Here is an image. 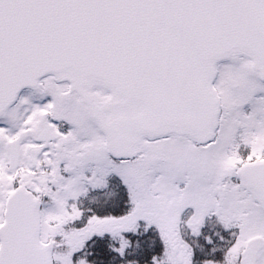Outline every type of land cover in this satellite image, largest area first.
<instances>
[{
  "label": "snow or ice",
  "instance_id": "6c2138e0",
  "mask_svg": "<svg viewBox=\"0 0 264 264\" xmlns=\"http://www.w3.org/2000/svg\"><path fill=\"white\" fill-rule=\"evenodd\" d=\"M0 264H264V0H0Z\"/></svg>",
  "mask_w": 264,
  "mask_h": 264
}]
</instances>
